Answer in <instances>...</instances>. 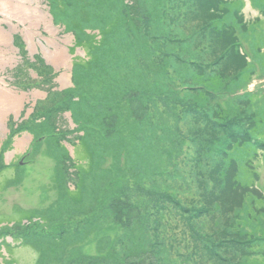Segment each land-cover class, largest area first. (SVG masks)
Instances as JSON below:
<instances>
[{
  "label": "rangeland",
  "instance_id": "obj_1",
  "mask_svg": "<svg viewBox=\"0 0 264 264\" xmlns=\"http://www.w3.org/2000/svg\"><path fill=\"white\" fill-rule=\"evenodd\" d=\"M229 1L0 0V264L2 255L11 258L6 264H264V0H242L233 12ZM113 20L100 61L87 65L76 39L111 29ZM212 74L220 75V90L201 83ZM139 83L188 97L178 107L192 110L180 172L187 185L179 184L189 197L185 206H160L153 181L152 195L139 193L157 207L156 217L147 216L153 228L137 219L128 233L132 225H123L132 217L120 197L112 199L131 191L127 139L145 110L134 104L126 122L128 107L111 112L115 119L101 108L92 123L96 113L85 104L105 106L111 90L137 95ZM65 92L68 110L54 116ZM146 127L155 141L133 165L153 180L164 154L161 135ZM82 128L95 162L76 200L77 162L89 166L74 146ZM153 239L168 246L147 245Z\"/></svg>",
  "mask_w": 264,
  "mask_h": 264
},
{
  "label": "trees",
  "instance_id": "obj_2",
  "mask_svg": "<svg viewBox=\"0 0 264 264\" xmlns=\"http://www.w3.org/2000/svg\"><path fill=\"white\" fill-rule=\"evenodd\" d=\"M165 1L166 0H163L164 4H165ZM243 3L244 1L242 0L229 1V5H228L229 11L230 12L235 11L241 4L243 5ZM224 6L225 4L222 3V5H220L219 7L221 8ZM161 18H168V16L164 14ZM115 20L111 22V25L114 23ZM115 27H116V24L114 23V25L111 26V29H110V26L106 27L104 30L100 29L96 35L94 34L88 35V33H85V37H83V41H79V40L77 41L76 39L75 47L82 46L87 51V56L89 57V59L87 60L88 61L87 65H90V62L95 63V62L100 61L101 52L103 51V48L107 45L109 35L112 33ZM79 63H80V60L77 58L74 61L75 70L76 68H79ZM84 63L86 64V61H84ZM118 67H127V64L122 63ZM74 68H73V76H74V71H75ZM249 75H250L249 72H244L242 75V78L244 80H247ZM202 77L203 76H200L199 81L203 80ZM183 80L185 82H188L189 79L185 77ZM201 83H203L204 85H208L214 91L220 90L223 85V82L219 74H212L207 80L201 81ZM131 84H132L131 81H129V85ZM136 86L139 90L137 95H131L128 93H124L123 95H121L120 94L121 92L119 93L115 90L114 92H112L111 90L109 96L105 100H103V103L105 106L99 107L91 99L88 104H85L90 110L96 113L95 116L90 117V122L92 123H95L97 121V118L102 115V114L101 115L99 114V111L101 108H103L105 112L108 111L109 115L113 111H115L117 115H121L122 113L121 108L124 111H127L125 107H128L127 113L129 115H128L126 122L132 120L131 110L133 109L134 104L141 106L145 110V114L143 116L139 115L137 118L135 117L133 118L131 124L133 125L134 130H132L131 134L128 135V139H127V141H129L132 144V148L129 152V162L131 160L132 162L129 164L130 168H129L128 174L126 175V181H127L126 187H128L129 190L131 191L127 193H120L119 196L112 199V201H115V199L120 197V199L123 200V201L121 200L122 203L121 202L120 203L124 207H126L125 208L126 214L132 217V221L130 224L129 223L127 224V227H124L123 225V228H128L132 225L130 229L126 230L128 233H129V230L132 233L134 232L137 222L139 220L142 222L143 225L149 224V228H153V224L150 223L147 219L148 217H151V216L156 217V215H158L155 211L157 207L148 206V203H146L147 200L143 198V195L141 196L139 200V193L142 191V189H143L144 194H147L148 197L150 194L151 195L153 194L154 188H155L154 185L152 184L153 181H155L157 185L160 186V191H161L160 194L164 199V200L159 201L158 205L160 206L165 207L166 203H169L174 206L175 205L178 206V204L180 203L181 206H185L184 204H181V203L183 200L187 201L189 197L188 195L181 193V186L179 184H182L184 186L187 185L186 184L187 179L184 177L182 178L180 175V172L182 170L183 164L186 162L187 149H188L186 129H185L184 122H185V119L191 114L192 110H180L178 107L179 102L183 103L187 101L188 97L184 96L181 99H179L177 94L156 93V92L145 89L144 84L142 83H139ZM67 95H69L68 92H65V95H59L57 100L54 102L51 108L52 111L50 110L54 114V116L58 114L60 111L63 112L65 110H68L67 105H61V104L67 103V102H64L65 97ZM81 97H79L78 99L80 100ZM199 97L205 98L203 93H200ZM54 105H57V106L54 107ZM183 106H186V103ZM117 107L119 108L121 107V108L117 109ZM161 112L163 115H161ZM71 113H72V116L74 117V120L77 121L75 116L73 115L74 114L73 111ZM54 116H51L50 118H55ZM113 116L111 114L108 118L115 119V117ZM83 125H84L83 122L77 123V127H82ZM147 125L154 128L161 135V138H159V145L164 154L163 163L161 165V169L159 173L152 174V175H156V177H154L153 180L149 179L148 174H146L142 168H138V164L135 166L133 165L134 164L133 160H136V157L138 156V151L142 150L143 148H144L143 150H147L148 146L150 145L153 146V143L155 141V132L149 131L146 127ZM59 132L60 131L57 129V133ZM80 132L82 134H80L78 143L75 144L74 146L77 145L76 146L77 148L79 147L82 148V154L80 156L84 157V161L87 164H89V166H80L79 165L80 163L77 162L76 169L78 170V173H79L78 174L79 181L76 184V188H75V190L77 191V194L73 195L74 198H76V200L81 198V194H82L81 188L84 183V176L86 173L92 172L93 164L95 162V149L93 145H91V143L88 142L89 129L82 128ZM117 134L122 135L123 129L117 132ZM56 137L59 138L57 134H56ZM40 138H38L37 141H44V139L41 140ZM120 143L121 141H116V144H120ZM125 150H126V146H125V149L119 150L118 152H121L122 154H124ZM139 182H142V185H139ZM145 187H147V189H145ZM109 204H112V203H109ZM191 206H192V203H191ZM261 207L263 206H260L259 207L260 209L258 210H261ZM126 222H129L128 219L124 221L125 225H126ZM106 229H112V226H109ZM118 230H119V227H118ZM164 231L166 234L167 233L169 234L168 228L166 226H164ZM104 233H107V232H101L100 236L103 237ZM149 238H151V234L149 235ZM149 244L152 245V247H160L162 244H164L165 246H168L167 241L162 242L161 240H154V239L147 245ZM119 246H120L119 243L115 244V249H117V247L119 248ZM81 247L83 248L84 244H81ZM7 248L9 251L7 252L10 253V250L12 251V248L11 247H7ZM147 248L149 247L147 246ZM90 256H92L93 261L96 263H97V259H100V258H96L99 256L94 255V253H92ZM2 257L4 261L6 260L5 264L6 262L8 263V261L11 262V258L5 257L3 255ZM121 262H122V259H121Z\"/></svg>",
  "mask_w": 264,
  "mask_h": 264
}]
</instances>
